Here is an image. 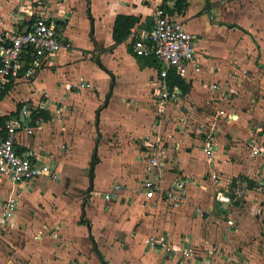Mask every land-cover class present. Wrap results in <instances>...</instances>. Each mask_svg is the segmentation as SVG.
<instances>
[{
  "label": "crops",
  "instance_id": "obj_1",
  "mask_svg": "<svg viewBox=\"0 0 264 264\" xmlns=\"http://www.w3.org/2000/svg\"><path fill=\"white\" fill-rule=\"evenodd\" d=\"M162 3L0 0V45L45 12L67 38L1 98L2 119L24 102L39 108L44 121L19 133L17 149L59 177L19 184L0 176V264H179V257L181 264H264V0H188L174 15L195 35L201 71L191 70L189 90L167 105L155 94L159 63L133 50L132 34L113 38L118 14L139 17L133 28L149 31ZM147 136L158 137L165 154L163 190L141 188L154 144ZM205 140L217 144L213 156L204 153ZM180 172L199 184L190 183L176 206L164 190ZM12 202L8 223L1 214ZM150 237L191 255L153 248Z\"/></svg>",
  "mask_w": 264,
  "mask_h": 264
},
{
  "label": "built area",
  "instance_id": "obj_2",
  "mask_svg": "<svg viewBox=\"0 0 264 264\" xmlns=\"http://www.w3.org/2000/svg\"><path fill=\"white\" fill-rule=\"evenodd\" d=\"M41 6L45 7L46 2H42ZM131 34L134 37L133 50L137 54L154 55L158 60V76L154 80L157 102L160 105L179 104L182 90L178 85L171 86L167 76L170 71H175L182 77H186L191 70L201 71L195 35L186 28L184 20L177 19L161 7L155 10L152 29L138 33L136 28L132 27ZM1 39L3 42L0 45V102L3 92L12 79L19 77L23 71L26 75L33 73L35 69L45 64L47 57H52L59 52L67 41L63 35L62 25L51 12L38 15L25 30L15 31L9 37ZM28 57L30 62L25 64ZM212 87L218 89L219 84L214 83ZM43 121L44 117L39 108L24 102L16 115L0 122V176L19 184H26L38 178L57 179L59 177L57 170L49 163L40 162V159L31 152L21 153L17 149L19 133L23 129L31 132L34 124ZM180 126L183 128L184 123H180ZM204 132L207 134L206 128ZM147 139L154 144L149 145L150 148L145 153L147 176L141 182V188L163 190L165 154L156 148L158 137L147 136ZM250 141L256 146V150L262 149L258 146L255 136H252ZM217 148V144L212 140L203 141L202 149L206 156H213ZM210 177L215 181H221L216 172L211 173ZM190 183L199 184L194 176L183 178L178 174L169 188L164 190L165 197L171 199L173 205L179 206L186 195V187ZM119 188L120 186L115 185L112 192L105 195L106 198L110 199ZM15 204L16 202H12L11 206L2 212V220L9 223L12 207ZM196 210L201 212V208ZM147 243L153 248H160L169 253L181 252L180 255L186 257L191 255L190 250L184 249L182 245L170 243L166 238L150 237ZM178 263H183L180 257Z\"/></svg>",
  "mask_w": 264,
  "mask_h": 264
},
{
  "label": "trees",
  "instance_id": "obj_3",
  "mask_svg": "<svg viewBox=\"0 0 264 264\" xmlns=\"http://www.w3.org/2000/svg\"><path fill=\"white\" fill-rule=\"evenodd\" d=\"M169 1H173L174 5H169ZM188 0H163L161 7H163L169 14L175 15L176 13L182 14L186 11L188 7ZM139 21V17L129 14H118L115 18L114 28H113V38L116 43H120L127 39L131 35V28L136 25ZM152 29V28H151ZM148 57L154 58L158 62L154 55H149ZM30 57L26 58V63L29 64ZM168 83L171 86L178 85L183 93L189 90V82L175 71H170L167 76ZM8 88V87H7ZM43 113V112H42ZM4 119L0 118V122Z\"/></svg>",
  "mask_w": 264,
  "mask_h": 264
},
{
  "label": "rangeland",
  "instance_id": "obj_4",
  "mask_svg": "<svg viewBox=\"0 0 264 264\" xmlns=\"http://www.w3.org/2000/svg\"><path fill=\"white\" fill-rule=\"evenodd\" d=\"M194 134H195V132H194ZM256 139L258 140V142L260 141L257 137H256ZM204 140V139H203ZM251 142V141H250ZM84 147V144H82L81 145V148H83ZM53 165V164H52ZM209 174V176H210V173H208ZM218 174V173H217ZM179 175H180V177H183V178H185V176H193V175H188V174H183V173H179ZM219 175V174H218ZM100 179H103L102 181H103V184L100 186V188L101 189H104L105 188V186H106V184H107V180H108V178H100ZM221 180H223V179H221ZM215 181V180H214ZM37 182H41V178L40 179H37ZM229 183H230V181H228ZM42 183V182H41ZM99 183H102L101 182V180L99 181ZM229 183H228V185H229ZM215 184H217V186H219V188H222L223 187V185L225 184V181H215ZM222 184V185H221ZM227 185V186H228ZM222 186V187H221ZM226 186V187H227ZM237 187H239V184L238 183H234V184H231V187H230V190H231V192H233L234 193V196H236L235 195V191H236V189H237ZM234 196H232L231 197V199H233L234 198ZM228 200H230V198H228ZM234 200H235V198H234ZM241 201H244L243 203H246V205L248 206L249 204H247V200L246 199H244V197H243V200L241 199ZM198 207H196V209H197ZM260 214L261 215H263L264 216V213H263V211L262 210H260ZM249 247V246H248ZM253 246H250V248H252ZM243 264H245V263H243ZM247 264V263H246Z\"/></svg>",
  "mask_w": 264,
  "mask_h": 264
}]
</instances>
